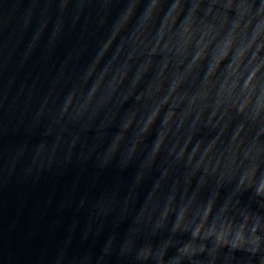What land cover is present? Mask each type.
I'll list each match as a JSON object with an SVG mask.
<instances>
[{
	"label": "water",
	"instance_id": "95a60500",
	"mask_svg": "<svg viewBox=\"0 0 264 264\" xmlns=\"http://www.w3.org/2000/svg\"><path fill=\"white\" fill-rule=\"evenodd\" d=\"M0 264H264V0H0Z\"/></svg>",
	"mask_w": 264,
	"mask_h": 264
}]
</instances>
